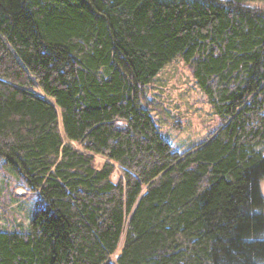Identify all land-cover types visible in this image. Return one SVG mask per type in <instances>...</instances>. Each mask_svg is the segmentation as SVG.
<instances>
[{
  "label": "trees",
  "instance_id": "trees-1",
  "mask_svg": "<svg viewBox=\"0 0 264 264\" xmlns=\"http://www.w3.org/2000/svg\"><path fill=\"white\" fill-rule=\"evenodd\" d=\"M252 1L0 0V156L39 197L0 264H264ZM177 56L220 120L184 152L141 101Z\"/></svg>",
  "mask_w": 264,
  "mask_h": 264
},
{
  "label": "rangeland",
  "instance_id": "rangeland-1",
  "mask_svg": "<svg viewBox=\"0 0 264 264\" xmlns=\"http://www.w3.org/2000/svg\"><path fill=\"white\" fill-rule=\"evenodd\" d=\"M246 6L264 9V0L248 2ZM141 101L166 141L178 152L192 148L220 124L180 56L167 63L144 87ZM103 161L95 157L96 166ZM260 187L264 196V179ZM38 203V195L28 190L24 179L0 156V231H27Z\"/></svg>",
  "mask_w": 264,
  "mask_h": 264
}]
</instances>
